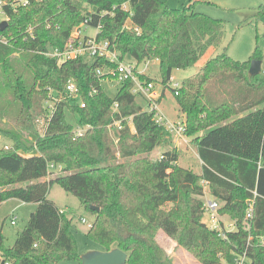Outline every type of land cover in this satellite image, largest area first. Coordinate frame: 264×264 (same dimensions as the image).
Masks as SVG:
<instances>
[{
  "label": "trees",
  "instance_id": "trees-1",
  "mask_svg": "<svg viewBox=\"0 0 264 264\" xmlns=\"http://www.w3.org/2000/svg\"><path fill=\"white\" fill-rule=\"evenodd\" d=\"M195 3L32 0L17 12L8 7L9 27L0 32L12 36L9 44L0 42V137L8 139L0 146V205L10 198L38 204L12 246L0 232V252L10 264H82L73 220L48 198L55 183L94 215L86 235L103 250L127 252L128 264H174L157 240L160 231L202 264H221L223 257L236 264L244 251L250 264H264L258 240L264 235V75L249 74L263 52L257 45L249 60L239 61L226 47L172 88L174 70L192 67L224 37L225 22ZM263 14L264 0L256 17ZM82 24L99 28L98 39L109 41L121 60L130 56L143 81L156 84L139 64L159 62V102L170 89L168 104L184 117L199 170L181 162L173 135L155 122L132 80L119 83L115 97L107 94L106 77L96 74L107 60L84 55L59 62L45 54L63 49ZM69 80L79 98L57 103L50 117L48 88L59 94ZM157 149L161 155L151 158ZM203 181L220 214L236 223L226 238L204 222Z\"/></svg>",
  "mask_w": 264,
  "mask_h": 264
},
{
  "label": "rangeland",
  "instance_id": "rangeland-1",
  "mask_svg": "<svg viewBox=\"0 0 264 264\" xmlns=\"http://www.w3.org/2000/svg\"><path fill=\"white\" fill-rule=\"evenodd\" d=\"M171 7L181 8L188 5L191 0H163ZM263 0H199L195 3V9L217 19H222L224 24V37L222 43L217 47H211L199 61L188 69H176L173 76L176 80L171 83L174 88L176 83L182 82L185 78L197 73L200 68L212 57L223 52L226 47L227 53L235 60H249L254 53L257 45L260 46L263 52L262 71L264 75V14L256 17L258 6ZM4 19V17H0ZM132 22L129 20L127 26L130 27ZM84 35L93 36L96 29L93 27L84 28ZM31 29V28H30ZM126 62L135 63V61L127 56ZM141 72L146 73L151 78L156 80L157 89H163L160 81L159 63L157 60L141 63L138 66ZM105 91L110 97H115L117 94L119 83L114 80L105 79L103 81ZM167 97L160 103L164 113L172 120L180 119L178 112L173 108L174 103L168 104L172 98L171 90H167ZM168 104V105H167ZM69 118L71 119V115ZM111 130H114L111 128ZM116 137V141H117ZM186 143L183 140L173 139V145L183 153L181 162L199 170V162L197 153L191 143V138ZM8 139L0 137V146H3ZM162 153L161 149H157L150 154V157L158 158ZM211 198L210 195H207ZM48 198L53 201L60 209H64L69 218L73 220V234L76 239L79 251L84 254L93 250H103V246L86 235L88 231L87 223L82 221L86 218L89 222H93L94 215L88 212L81 204L80 200L65 191L59 184L55 183L49 190ZM38 204L35 202H25L18 198H10L0 205V232L5 237V246H12L18 234L25 228L30 215L36 211ZM16 220L12 224V219ZM157 240L161 246L170 254L174 260V264H202L190 252L178 246L175 240L170 238L166 233L160 231L157 235ZM58 264H79L78 260H62ZM128 264V263H127ZM221 264H228L225 258H221Z\"/></svg>",
  "mask_w": 264,
  "mask_h": 264
},
{
  "label": "built area",
  "instance_id": "built-area-1",
  "mask_svg": "<svg viewBox=\"0 0 264 264\" xmlns=\"http://www.w3.org/2000/svg\"><path fill=\"white\" fill-rule=\"evenodd\" d=\"M32 0H0V17H4V19L0 18V32L6 30L9 27V24L5 27L4 30H1V22L7 20L9 22V13L8 7L12 11L17 12L19 7L28 6ZM84 28H88L86 24H82ZM96 33L93 36L84 35L83 27L79 26L74 29L72 32V36L68 39L65 47L63 49H51L45 52L46 55L56 57L59 62H65L69 59H74L80 56L88 55L90 57H99L107 60L110 64H105L103 66H99L96 70V74L98 77H106V79L114 80L117 83L125 82L128 80H132L134 82L133 92L136 94H141L145 96L148 100V111L154 113L155 122L165 127L170 134H172L177 140H183L186 143L189 142L188 136L186 135V124L184 119L172 120L170 119L162 110L161 104L159 102L161 98V93L159 89H157L156 84L154 82L143 81L139 78L136 70V64L126 62L121 60L118 53L113 50L110 46V42L107 40L98 39L99 28H95ZM11 34L9 36L0 33V42L4 44H9L11 40ZM112 64V65H111ZM114 64V66H113ZM140 71V70H139ZM141 72V71H140ZM173 77L171 79V83L173 82ZM180 84L176 83L175 87H179ZM49 95L47 100L45 101L46 107L49 109V116L51 117L54 113L57 103L62 102L64 100H70L73 98H79V88L74 80H69L65 86L63 92L57 94L52 88H48ZM96 92V89L93 90L92 93ZM82 107H85V103L81 102ZM115 126L121 128V122L116 121L114 123ZM113 128V126H110ZM88 126L78 127L76 129V135H82L86 132ZM50 169H55L56 166L54 163L49 164ZM60 168V167H59ZM204 184V210H205V219L204 222L211 230H216L219 234L226 238L227 232L236 229V223L230 224L232 229H227V227L223 224L221 219V214L219 209L221 204L216 199H208L207 198V186L208 182L203 181ZM65 211L64 209L61 212ZM254 211V203L251 202L248 210L247 217L251 218L253 216ZM66 212V211H65ZM82 221L87 223L88 228H91L93 222H89L86 218H82ZM16 220L12 219V224H15ZM251 239V238H250ZM259 244L264 246V235L258 238ZM0 264H10L9 260H6L1 252H0ZM236 264H250L247 251H244L243 254L237 259Z\"/></svg>",
  "mask_w": 264,
  "mask_h": 264
},
{
  "label": "water",
  "instance_id": "water-1",
  "mask_svg": "<svg viewBox=\"0 0 264 264\" xmlns=\"http://www.w3.org/2000/svg\"><path fill=\"white\" fill-rule=\"evenodd\" d=\"M9 24L7 20L1 22V30ZM262 72V60L254 59L249 68L252 76ZM93 210H99L97 206H91ZM128 254L122 249L115 247L111 250H93L81 255L82 264H127Z\"/></svg>",
  "mask_w": 264,
  "mask_h": 264
},
{
  "label": "crops",
  "instance_id": "crops-1",
  "mask_svg": "<svg viewBox=\"0 0 264 264\" xmlns=\"http://www.w3.org/2000/svg\"><path fill=\"white\" fill-rule=\"evenodd\" d=\"M191 1H197L199 2V0H191ZM190 1V2H191ZM171 6V5H170ZM185 6V5H184ZM159 63V62H158ZM173 77V80H176L174 76ZM179 83V82H177ZM181 83V82H180ZM160 93H161V97L163 96V93H164V87L163 89L159 90ZM180 119H184L183 116H180ZM174 139H176L174 136H173ZM177 140V139H176ZM174 146L177 147V145L174 144ZM207 195H210L211 198H208V199H215L211 194H210V190H209V187L207 186ZM205 217V216H204ZM205 219V218H204ZM221 219L223 221V224L227 227V229H232L233 227H230V224L234 223L235 221L232 220L228 215H221Z\"/></svg>",
  "mask_w": 264,
  "mask_h": 264
}]
</instances>
